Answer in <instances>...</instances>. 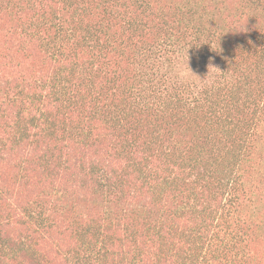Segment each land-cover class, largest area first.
I'll return each mask as SVG.
<instances>
[{
  "label": "trees",
  "instance_id": "16d2710c",
  "mask_svg": "<svg viewBox=\"0 0 264 264\" xmlns=\"http://www.w3.org/2000/svg\"><path fill=\"white\" fill-rule=\"evenodd\" d=\"M0 264H264V0H0Z\"/></svg>",
  "mask_w": 264,
  "mask_h": 264
},
{
  "label": "clouds",
  "instance_id": "9594fccd",
  "mask_svg": "<svg viewBox=\"0 0 264 264\" xmlns=\"http://www.w3.org/2000/svg\"><path fill=\"white\" fill-rule=\"evenodd\" d=\"M213 68H215V67H213ZM215 69H217V68H215ZM217 70H218V69H217ZM178 78L182 80V79L184 78V73H179V74H178ZM205 78H206V77H205ZM205 78H204V79H205ZM204 79H203V80H204ZM200 80H201V79H200Z\"/></svg>",
  "mask_w": 264,
  "mask_h": 264
}]
</instances>
